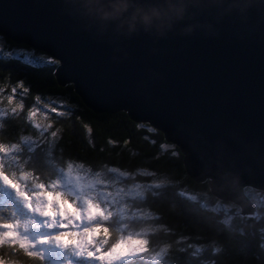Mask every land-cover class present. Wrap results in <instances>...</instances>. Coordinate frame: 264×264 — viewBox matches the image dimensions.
<instances>
[{"label":"water","instance_id":"water-1","mask_svg":"<svg viewBox=\"0 0 264 264\" xmlns=\"http://www.w3.org/2000/svg\"><path fill=\"white\" fill-rule=\"evenodd\" d=\"M212 23L210 34L125 39L79 0H0V34L58 58L59 86L94 113L149 122L193 180L248 208L241 190L264 191V0Z\"/></svg>","mask_w":264,"mask_h":264},{"label":"trees","instance_id":"trees-1","mask_svg":"<svg viewBox=\"0 0 264 264\" xmlns=\"http://www.w3.org/2000/svg\"><path fill=\"white\" fill-rule=\"evenodd\" d=\"M0 40V106L11 110L0 118V142H18L21 136L38 139L33 152L22 151L28 167L47 179L59 167L76 162L97 178L110 176L107 170L115 169L132 175L124 180L127 184L158 183L159 188L147 194L141 205L153 217L143 226L156 227L148 237L150 247L169 248L155 264H204L209 260L214 264H264V207L250 195L256 218L244 216L231 202L214 198L207 183H195L184 169L179 148L166 142L161 132L146 122L130 120L122 110L92 112L71 84H57L50 67L33 68L15 58L18 51L34 53V58L48 55L1 35ZM38 102L54 106L43 120L35 116L43 126H50L43 136L32 124L31 113L38 112ZM189 243L204 250L193 256ZM213 246L221 251L212 253Z\"/></svg>","mask_w":264,"mask_h":264},{"label":"snow or ice","instance_id":"snow-or-ice-1","mask_svg":"<svg viewBox=\"0 0 264 264\" xmlns=\"http://www.w3.org/2000/svg\"><path fill=\"white\" fill-rule=\"evenodd\" d=\"M15 58L33 68L46 65L52 75L61 65L54 63L58 58H34L31 52ZM23 148L0 142V193L7 194L0 195V264H155L168 254L167 246L150 247L156 227L143 226L153 217L141 205L158 183L97 178L77 165L45 179L28 167ZM187 248L193 256L204 250L192 243ZM220 251L213 246L211 252Z\"/></svg>","mask_w":264,"mask_h":264},{"label":"clouds","instance_id":"clouds-1","mask_svg":"<svg viewBox=\"0 0 264 264\" xmlns=\"http://www.w3.org/2000/svg\"><path fill=\"white\" fill-rule=\"evenodd\" d=\"M96 23L117 36L144 35L165 40L172 35L210 34L213 21L246 16L255 0H79Z\"/></svg>","mask_w":264,"mask_h":264},{"label":"rangeland","instance_id":"rangeland-1","mask_svg":"<svg viewBox=\"0 0 264 264\" xmlns=\"http://www.w3.org/2000/svg\"><path fill=\"white\" fill-rule=\"evenodd\" d=\"M1 35V34H0ZM2 36V35H1ZM1 40H0V45L1 44ZM17 53H22L20 51H18ZM16 53V55H17ZM49 104V103H48ZM48 104H41L38 102V105L39 107L37 108V111H34L33 113H31V117L33 118V121H32V124L34 125V127L39 131V135L40 136H43L44 134L48 133V131L50 132V126L48 125H45L43 126L41 124V122L38 120V119H35V116H38L41 120H43V118H46L48 116V113L51 111L52 108H54V106H49ZM46 106L50 107V108H47ZM10 109H8L7 107H2L0 106V118L1 117H4V116H7L11 110L9 111ZM119 110H122V109H118L116 110L115 112L119 111ZM122 111L126 112L127 114V110L123 109ZM114 112V113H115ZM99 114V113H97ZM109 114H112V113H109ZM128 116V115H127ZM129 118V116H128ZM130 120H132L131 118H129ZM134 121V120H132ZM136 122V121H134ZM144 122V121H142ZM147 123V122H146ZM149 124V122H148ZM150 125V124H149ZM152 128L156 129L157 131L161 132L162 135L164 134L162 131L158 130L157 128L153 127L152 125H150ZM47 131V132H46ZM45 132V133H44ZM50 138V137H49ZM163 138H164V135H163ZM38 139H36L35 137H25V136H21L19 137L18 139V144H21L24 146L25 148V151L26 152H33L35 149H36V145H38ZM171 144V143H170ZM174 145V144H173ZM176 146V145H175ZM177 147V146H176ZM21 149V151L24 150ZM180 150V149H179ZM181 152V151H180ZM182 154V153H181ZM183 155V154H182ZM183 160H184V155H183ZM183 160H182V163H183ZM69 162V161H68ZM71 165H77L78 167H82V168H85L81 163H76V162H69V164L67 165V167H70ZM184 166V164H183ZM60 169L62 167H59ZM107 172L110 173V176H116V177H119V176H123V177H120V180L122 182H125L124 180L128 177H131L132 175H128V173H124V172H121V171H117V170H107ZM54 176L57 174V171H55L54 173ZM140 174H143L142 172H140ZM188 175V174H187ZM189 176V175H188ZM190 177V176H189ZM191 178V177H190ZM192 179V178H191ZM193 180V179H192ZM195 183H207L209 189H210V192L212 193V195L214 196V198H216L217 200H220L222 201V199L216 197V195L212 192L208 182H210V179L206 178L204 180H202L201 182H196L195 180H193ZM135 183H139V182H135ZM120 186H123V185H120ZM247 188V187H246ZM245 189V188H244ZM253 188L251 187H248V189H246V191H242L241 190V194L242 196L251 204L250 207L248 208H244V207H241L240 205H238L237 203L235 202H232V201H225V202H231V204L235 205L241 214H243L244 216H247V217H250V218H256L257 216H255V213H254V205L251 203V199H249V197H247V194L250 195V197H252L255 201H257V204L258 205H261L262 207H264V193H260V192H253ZM255 191V190H254ZM262 192V191H261ZM0 195H4L6 196L7 194L6 193H0Z\"/></svg>","mask_w":264,"mask_h":264}]
</instances>
